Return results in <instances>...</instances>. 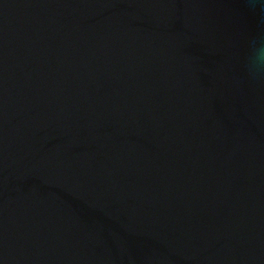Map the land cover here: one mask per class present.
I'll return each mask as SVG.
<instances>
[{
  "label": "water",
  "instance_id": "obj_1",
  "mask_svg": "<svg viewBox=\"0 0 264 264\" xmlns=\"http://www.w3.org/2000/svg\"><path fill=\"white\" fill-rule=\"evenodd\" d=\"M264 0H0V264H264Z\"/></svg>",
  "mask_w": 264,
  "mask_h": 264
},
{
  "label": "clouds",
  "instance_id": "obj_2",
  "mask_svg": "<svg viewBox=\"0 0 264 264\" xmlns=\"http://www.w3.org/2000/svg\"><path fill=\"white\" fill-rule=\"evenodd\" d=\"M252 63L256 66L264 64V46L254 47Z\"/></svg>",
  "mask_w": 264,
  "mask_h": 264
}]
</instances>
